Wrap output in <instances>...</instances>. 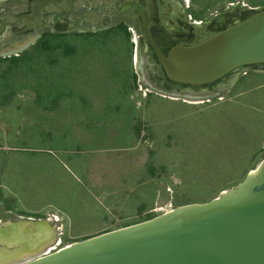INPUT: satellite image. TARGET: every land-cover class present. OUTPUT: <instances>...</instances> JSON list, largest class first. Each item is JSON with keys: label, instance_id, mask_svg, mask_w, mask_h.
Wrapping results in <instances>:
<instances>
[{"label": "rangeland", "instance_id": "rangeland-1", "mask_svg": "<svg viewBox=\"0 0 264 264\" xmlns=\"http://www.w3.org/2000/svg\"><path fill=\"white\" fill-rule=\"evenodd\" d=\"M184 1L198 22L233 7L245 15L264 7V0ZM119 29L51 33L12 56L34 55L40 40L61 48L10 69L12 56L0 59L14 90H0V136L2 127L8 135L0 138V183L10 191L4 206L21 200L43 208L34 217L58 226L51 251L208 202L264 158V73L242 75L215 97L152 90L137 81L135 34ZM56 74L67 91H44L40 77ZM11 144L25 151L3 147Z\"/></svg>", "mask_w": 264, "mask_h": 264}, {"label": "water", "instance_id": "water-1", "mask_svg": "<svg viewBox=\"0 0 264 264\" xmlns=\"http://www.w3.org/2000/svg\"><path fill=\"white\" fill-rule=\"evenodd\" d=\"M155 49L169 79L185 84L212 83L264 63V7L167 56ZM58 236L49 218L2 222L0 264H264V158L241 183L208 202L51 251Z\"/></svg>", "mask_w": 264, "mask_h": 264}, {"label": "flooded vegetation", "instance_id": "flooded-vegetation-1", "mask_svg": "<svg viewBox=\"0 0 264 264\" xmlns=\"http://www.w3.org/2000/svg\"><path fill=\"white\" fill-rule=\"evenodd\" d=\"M2 1L0 57L23 52L48 33L122 28L129 38L135 34L137 81L152 90L197 98L215 97L231 91L242 75L264 73V63L251 64L212 83L185 84L169 79L156 52L158 47L167 56L176 46L196 44L243 20L247 12L241 7H233L227 14L207 22H198L184 0H13L4 6Z\"/></svg>", "mask_w": 264, "mask_h": 264}, {"label": "trees", "instance_id": "trees-1", "mask_svg": "<svg viewBox=\"0 0 264 264\" xmlns=\"http://www.w3.org/2000/svg\"><path fill=\"white\" fill-rule=\"evenodd\" d=\"M246 16H248V15H245V17L243 19H245ZM116 29H119V28H116ZM118 31H120V29ZM124 33L129 38V33H127L126 31H124ZM49 35H51V33L46 34L45 37L49 36ZM59 48H61L60 44H56V45L51 46V45H49L48 41L40 40V43H38L37 46L34 48L35 49L34 55L31 54L30 52L26 51L23 55L12 56L10 58H6V59H8L11 62L10 66H9V69L14 67V65H18L20 63V61H24L22 59H27L29 61L30 60L33 61L34 59L36 60V58H37L36 55H40V54L44 53L45 51L49 52L50 50H53V49L57 50ZM71 49L69 51H67L66 54H70L72 52V50H73V49L72 50ZM41 56H43V55H41ZM0 59H2V58L0 57ZM48 72H51V71H48ZM49 76H50V74H49ZM49 76L40 77V80H43V79L46 80V84L44 83L45 81H43V85L44 86L43 85H39L40 87H42L44 89V91H67V85L64 83V80H63V77L61 76V74H60V76H59V74L52 75V77H49ZM134 77L136 79L135 75H134ZM0 81L2 82V87L0 88V90L3 89V91H7L8 90L10 92L14 91V90H12L13 86L10 87V85H9L8 71H4L3 75L0 74Z\"/></svg>", "mask_w": 264, "mask_h": 264}, {"label": "crops", "instance_id": "crops-1", "mask_svg": "<svg viewBox=\"0 0 264 264\" xmlns=\"http://www.w3.org/2000/svg\"><path fill=\"white\" fill-rule=\"evenodd\" d=\"M6 131H7L6 128H4V127L1 128L0 138H3V137L5 138V136L8 137ZM0 143H2V142H0ZM13 145L14 144L6 145L3 147H6L7 151H9V150L25 151L24 149H22V147H17V146H13ZM8 189L9 188L7 186H4V183H2V182L0 183V223L5 222V221L21 222V221H25L28 219H45L43 217L42 218L41 217L40 218L34 217L35 214L42 215L41 212L44 210L43 208L34 207V208H37V209H34L32 207H28L25 204V202H21V200H19L20 205H18V206L16 205V207L14 205L13 206L12 205L4 206L5 205L4 201L6 199H9V197H10V191Z\"/></svg>", "mask_w": 264, "mask_h": 264}]
</instances>
